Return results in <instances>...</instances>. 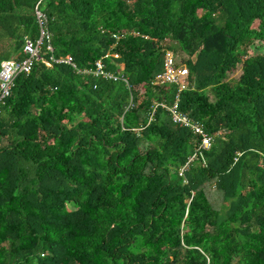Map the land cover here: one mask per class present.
Masks as SVG:
<instances>
[{
    "label": "trees",
    "instance_id": "1",
    "mask_svg": "<svg viewBox=\"0 0 264 264\" xmlns=\"http://www.w3.org/2000/svg\"><path fill=\"white\" fill-rule=\"evenodd\" d=\"M37 2L0 0V64L39 38ZM39 9L49 40L0 99V264H264V0ZM166 50L187 88L153 86ZM177 94L209 148L154 109Z\"/></svg>",
    "mask_w": 264,
    "mask_h": 264
},
{
    "label": "built area",
    "instance_id": "2",
    "mask_svg": "<svg viewBox=\"0 0 264 264\" xmlns=\"http://www.w3.org/2000/svg\"><path fill=\"white\" fill-rule=\"evenodd\" d=\"M43 0H38L35 6V15L40 25V36L38 39L32 41L27 40L23 46L24 58L21 60H3L0 64V99L5 98L9 95L10 89L14 84V79L20 73H29L32 69L34 63L41 58L40 48L42 45V40L47 39L48 31L45 30L43 22L46 20L45 14L39 9V4L42 3ZM47 49L52 51V46L50 44L47 45ZM53 61L61 62L62 59H56L53 56L50 57ZM67 62H71L70 57L66 59ZM97 69L95 71L96 75H101L104 78H112L116 79L117 76L112 73L106 71L104 69V65L98 61ZM188 69L184 65V63L179 62L178 58L176 60L175 56L170 50L165 51L164 55V67L161 72L155 74L152 79L153 86L156 85H169L172 83L178 84L179 90L185 89L188 86ZM155 107L161 106L166 108L172 115V120L174 122H178L179 124L186 126L191 129L193 134L200 137L199 149H207L211 146L212 136L204 132L202 124L193 121L187 117L186 114L178 111V94L174 98V102L172 105L168 106L164 102L155 103ZM150 117L149 119H151ZM200 152V151H198ZM195 153L192 154L188 161L182 166L179 170V174L182 175L183 171L189 167L190 162L195 158Z\"/></svg>",
    "mask_w": 264,
    "mask_h": 264
},
{
    "label": "rangeland",
    "instance_id": "3",
    "mask_svg": "<svg viewBox=\"0 0 264 264\" xmlns=\"http://www.w3.org/2000/svg\"><path fill=\"white\" fill-rule=\"evenodd\" d=\"M251 53H252V51L249 49L248 54H251ZM241 66H242V63H239L235 69L228 72L227 79L230 80L231 82L236 81L238 79L239 75L241 74ZM209 95H210V99H213L212 95L211 94H209ZM210 189L211 188L208 189V195H209L210 199L212 200V202L216 206L220 207V205L222 203L220 193L219 192H212V191H211L212 193H210Z\"/></svg>",
    "mask_w": 264,
    "mask_h": 264
}]
</instances>
